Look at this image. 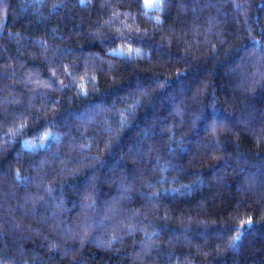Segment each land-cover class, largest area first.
I'll return each instance as SVG.
<instances>
[{
	"label": "trees",
	"instance_id": "obj_1",
	"mask_svg": "<svg viewBox=\"0 0 264 264\" xmlns=\"http://www.w3.org/2000/svg\"><path fill=\"white\" fill-rule=\"evenodd\" d=\"M0 264H264V0H0Z\"/></svg>",
	"mask_w": 264,
	"mask_h": 264
},
{
	"label": "snow or ice",
	"instance_id": "obj_2",
	"mask_svg": "<svg viewBox=\"0 0 264 264\" xmlns=\"http://www.w3.org/2000/svg\"><path fill=\"white\" fill-rule=\"evenodd\" d=\"M145 2H146V4L149 2V0H145ZM155 2L156 3H160V2H162V0H155ZM149 6H151V5H149Z\"/></svg>",
	"mask_w": 264,
	"mask_h": 264
},
{
	"label": "rangeland",
	"instance_id": "obj_3",
	"mask_svg": "<svg viewBox=\"0 0 264 264\" xmlns=\"http://www.w3.org/2000/svg\"><path fill=\"white\" fill-rule=\"evenodd\" d=\"M144 3H145V5H147V4H148V3L146 4L145 0H144Z\"/></svg>",
	"mask_w": 264,
	"mask_h": 264
}]
</instances>
